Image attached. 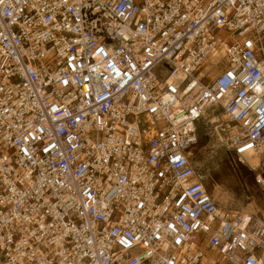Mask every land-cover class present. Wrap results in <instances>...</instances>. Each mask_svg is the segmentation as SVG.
Returning a JSON list of instances; mask_svg holds the SVG:
<instances>
[{
	"label": "built area",
	"instance_id": "2783aa9c",
	"mask_svg": "<svg viewBox=\"0 0 264 264\" xmlns=\"http://www.w3.org/2000/svg\"><path fill=\"white\" fill-rule=\"evenodd\" d=\"M210 109L264 202V0H0V264H264L191 163Z\"/></svg>",
	"mask_w": 264,
	"mask_h": 264
},
{
	"label": "rangeland",
	"instance_id": "374dc122",
	"mask_svg": "<svg viewBox=\"0 0 264 264\" xmlns=\"http://www.w3.org/2000/svg\"><path fill=\"white\" fill-rule=\"evenodd\" d=\"M214 77L215 74L211 76L212 79ZM208 114L199 122L198 142L190 151L193 154L191 163L204 176L210 193L220 206L243 211L252 202L259 213H264V205L253 186L252 174L244 167L233 170L229 164L226 147L220 142L226 138L216 130L219 124L225 125L221 112Z\"/></svg>",
	"mask_w": 264,
	"mask_h": 264
},
{
	"label": "bare ground",
	"instance_id": "6f19581e",
	"mask_svg": "<svg viewBox=\"0 0 264 264\" xmlns=\"http://www.w3.org/2000/svg\"><path fill=\"white\" fill-rule=\"evenodd\" d=\"M214 112L213 111V109L211 110H209V112ZM208 111L205 113V116H207V115H209L208 113H209ZM222 119H224V121H225V117H224V115L222 114ZM218 132V131H217ZM219 136H220V134H219ZM221 143H222V146L223 147H228V143H227V140L226 139H223L222 138V141H220ZM223 149V148H222ZM191 156L193 155V154H190ZM247 163H249V164H252V165H256V160H254V159H249V158H247ZM242 211V210H241ZM243 213H244V215L246 216V217H250L251 215H254V214H258L257 212H259L258 210H257V208H256V206L251 202V203H249L245 208H243V211H242ZM261 215H263L264 216V213H262Z\"/></svg>",
	"mask_w": 264,
	"mask_h": 264
},
{
	"label": "crops",
	"instance_id": "0c3cea01",
	"mask_svg": "<svg viewBox=\"0 0 264 264\" xmlns=\"http://www.w3.org/2000/svg\"><path fill=\"white\" fill-rule=\"evenodd\" d=\"M258 199L264 205V202L259 197H258ZM257 213H259V212H257Z\"/></svg>",
	"mask_w": 264,
	"mask_h": 264
}]
</instances>
